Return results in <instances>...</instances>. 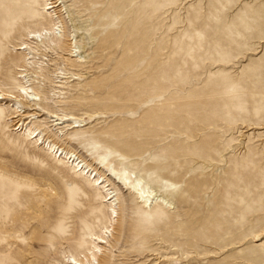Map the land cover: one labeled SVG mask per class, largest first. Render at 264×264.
Returning <instances> with one entry per match:
<instances>
[{"label":"rangeland","instance_id":"374dc122","mask_svg":"<svg viewBox=\"0 0 264 264\" xmlns=\"http://www.w3.org/2000/svg\"><path fill=\"white\" fill-rule=\"evenodd\" d=\"M50 2L55 22L42 0H0V91L30 79L41 109L72 116L30 127L115 201L16 130L8 118L30 103L0 102V264L82 258L103 226L95 264H264V0ZM39 26L70 35L77 57L39 51L20 79L15 48Z\"/></svg>","mask_w":264,"mask_h":264},{"label":"bare ground","instance_id":"6f19581e","mask_svg":"<svg viewBox=\"0 0 264 264\" xmlns=\"http://www.w3.org/2000/svg\"><path fill=\"white\" fill-rule=\"evenodd\" d=\"M42 1H43L42 11L44 14L45 21L49 20L50 22H55L57 17L55 16V14L50 13V10L58 6H56V3L54 4L53 2H50L51 0H42ZM55 25L57 26V23L53 24V26ZM39 27H40L39 30L28 31L26 34V38H24L26 40H24V42H22L15 48V50L20 51L23 56L20 69L22 67L25 68L22 70H17L19 71L18 77L20 79L27 78V75L26 74L24 75V73L25 72L27 73V68L30 67V60L33 58V55H37L39 51H41V55L45 58L44 61L46 62H47L46 59L47 51L49 50L54 51V49L56 48L61 49V47L63 51H69L70 57H77V54H75L76 51L70 50L72 47L70 35L62 34V32L60 31V27H56V29H52V28L48 29L41 26ZM32 41H35L36 45L31 46V44L34 43ZM38 43L44 45V50L42 49L39 50L40 49L39 47L42 46H39ZM41 65H42L41 67H48V65L51 64L42 62ZM57 78L59 79V77ZM60 79H62V77H60ZM29 80H24V82H22V85L20 84L19 89L16 91V93H8V92L0 91V102L8 100L11 102L13 101L16 103H22L24 101L30 103V107H32L33 112L31 114L25 115L24 114L25 111L20 110L19 106H17L14 108L15 109L14 112L11 113L8 119L12 121L13 119H16L15 120L17 121L16 130H20L24 134H29L32 139H35L40 146H43V148L53 153L55 157L63 158L64 160H66L68 164H70L74 168V171L79 175L89 177V179L92 180L94 186H98L104 192H106L105 196H103L102 199L103 203L113 204L115 201L114 200L115 195H113V193L109 192V189H107L109 185L106 184L107 180L105 177L95 172V170L92 169V167H90L89 165H87V163L84 162L83 160H79V158H77L76 155H74V153H68L61 148H57L56 146L51 145L50 142L44 141L45 139L41 137L40 132L31 129L30 124L33 123L34 120L38 119V117H40V112L46 113V111H44L38 106V103L41 101V96L39 94V91L34 89L32 84L30 83L31 81ZM4 105L6 104L4 103ZM7 106L10 107V104ZM11 107H13V105H11ZM47 113L49 114L50 118L53 119L55 123L53 124L55 126L63 125L64 129L65 128L71 129L78 126L75 121L73 122L74 118L72 116L58 115L57 113L54 112H50V113L47 112ZM23 118L26 119V121H22ZM70 121H72V123H70ZM64 124H66V126ZM122 179L125 180L124 184L127 185V187H129L131 190L136 192V194L139 196V199H141V201H143L144 203H148V202L150 204L152 203L151 200L154 198L151 197L150 192L141 189L142 179L135 178L136 180L133 181L132 185L131 182L127 183L128 180L126 179L125 176H123ZM111 212H112V216L116 218L117 217L116 211L112 209ZM93 215L94 212L92 208L86 209L83 219L86 220L88 218H91ZM108 233H109V227L107 226H103L100 229V234L92 233L89 239L91 248L89 249L87 255H84L82 258L74 257L72 255H68V256L63 255L65 256L64 258H62L64 259L63 264H95L94 262L98 261L97 257L101 252L100 245L107 243V241H105L104 235Z\"/></svg>","mask_w":264,"mask_h":264}]
</instances>
